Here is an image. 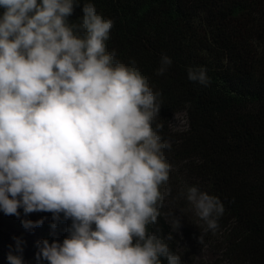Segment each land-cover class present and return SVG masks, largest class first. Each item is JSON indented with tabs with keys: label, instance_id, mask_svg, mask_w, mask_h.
<instances>
[{
	"label": "clouds",
	"instance_id": "9594fccd",
	"mask_svg": "<svg viewBox=\"0 0 264 264\" xmlns=\"http://www.w3.org/2000/svg\"><path fill=\"white\" fill-rule=\"evenodd\" d=\"M79 4L0 0V211L52 213L53 229L61 214L71 220L62 243L37 242L38 262L183 264L165 243L172 236L148 230L171 193L160 191L172 171L171 143L156 123L161 93L134 59L125 64L108 50L114 21L93 3L69 22ZM171 64L162 55L155 74ZM187 78L211 83L204 67H189ZM186 199L204 232L215 233L225 211L219 198L189 186ZM21 224L31 231L43 220ZM172 226L177 231L180 218ZM22 244L17 238L9 264H23Z\"/></svg>",
	"mask_w": 264,
	"mask_h": 264
},
{
	"label": "trees",
	"instance_id": "16d2710c",
	"mask_svg": "<svg viewBox=\"0 0 264 264\" xmlns=\"http://www.w3.org/2000/svg\"><path fill=\"white\" fill-rule=\"evenodd\" d=\"M88 2L114 21L108 50L125 64L134 59L161 93L156 123L171 143L165 155L172 171L160 191L170 187L171 193L149 232L159 228L162 237L172 236L165 243L183 264H194L206 248L215 259L202 264H264V0H80L69 22H79ZM162 55L172 64L157 76ZM189 67H204L211 83L189 81ZM177 115L183 121L178 129ZM189 186L222 202L215 233L204 232L206 224L186 199ZM2 246L4 261L10 251L17 254L0 230L1 253Z\"/></svg>",
	"mask_w": 264,
	"mask_h": 264
},
{
	"label": "rangeland",
	"instance_id": "374dc122",
	"mask_svg": "<svg viewBox=\"0 0 264 264\" xmlns=\"http://www.w3.org/2000/svg\"><path fill=\"white\" fill-rule=\"evenodd\" d=\"M183 125L182 116L177 115L173 119V127L178 129ZM20 216H8L2 215L0 217V230L7 236L8 241L16 247V239L23 241V261H27L28 264H40L35 259V253L37 251L36 244L38 241L49 238H55L57 242L63 241L68 236V232H65V228H69L68 223L61 219V221L53 229L51 225L53 224L52 213L48 212H34L27 216L24 215L21 209H18ZM63 215V214H61ZM28 219L32 221L43 220V224L39 227L33 228L31 231L26 230L22 224L21 220ZM94 228V225H93ZM2 253L0 252V264H7V260L4 261L3 254L7 252L2 246ZM215 259V255L206 248L200 254L197 255L194 264H202L206 262H212Z\"/></svg>",
	"mask_w": 264,
	"mask_h": 264
}]
</instances>
